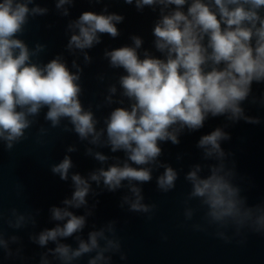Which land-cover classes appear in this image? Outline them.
I'll list each match as a JSON object with an SVG mask.
<instances>
[{"label":"clouds","instance_id":"1","mask_svg":"<svg viewBox=\"0 0 264 264\" xmlns=\"http://www.w3.org/2000/svg\"><path fill=\"white\" fill-rule=\"evenodd\" d=\"M54 2L57 13L69 17L76 0ZM123 3L134 5L138 12L145 8L158 10L152 27V48L160 56L143 48L140 35H131L130 45L105 48L103 58L108 66L122 70V74L108 85L103 105H97V109L119 106L101 121L92 107L85 108L81 101L84 69L78 61L82 56L83 65H90L93 57L89 50L103 43L105 34L112 39L119 37L117 25L125 17L109 12L107 5L99 13L83 11L66 25L69 38L65 50L74 57L71 67L63 53L39 63L33 58L39 57L46 45L36 43L30 48L19 37L30 17L45 16L50 10L36 0H0V144L11 151L26 138V132L44 110V120L51 128L74 133L81 143L86 142L84 154L100 164L86 176L72 171L75 165L69 154L79 150L72 144L63 159L50 166L51 173L61 181H71L72 192L61 206L48 209L54 226L29 235L31 242L46 249L40 253L39 264H74L86 255L88 264H112L117 253L125 260L116 220L99 228L92 225L87 237L82 235L99 203L95 197L104 191L126 190L119 207L127 206V211L145 214L151 220L157 206L144 202L142 185L150 183L153 173L163 169L155 177L156 188L168 193L176 188L180 176L176 168L161 160V145H179L185 131H199L210 117H224L228 123L201 135L196 143L202 162L192 164L184 174V180L191 185L182 201L184 220L194 221L200 214L199 220L191 223L192 230L214 229V236L225 243L236 237L244 243L246 232L264 235V202L248 203L235 182V162L231 166L228 163L233 154L221 146L222 141L231 140L226 127L241 120L253 125L261 123L259 117L247 115L242 105L248 101L264 106V94H253L254 83L264 84V0ZM97 78L103 81L105 77ZM47 131L40 128L42 135ZM100 148L123 153V159L96 150ZM181 159L178 155L177 160ZM89 196L94 198L92 204ZM81 209L83 214H77ZM39 215V209L20 213L12 208L5 217L0 209V253L24 259L21 237L6 236L3 224L15 230L29 226L34 229ZM68 238H74L77 246L63 242ZM12 245L18 247L13 249Z\"/></svg>","mask_w":264,"mask_h":264},{"label":"water","instance_id":"2","mask_svg":"<svg viewBox=\"0 0 264 264\" xmlns=\"http://www.w3.org/2000/svg\"><path fill=\"white\" fill-rule=\"evenodd\" d=\"M36 3L50 11L45 16L30 17L24 33L19 38L25 40L30 48L36 43L46 45L45 51L39 57L33 58L39 63H46L57 54L63 53L71 67L74 57L65 50L69 38L66 25L70 19L77 18L83 11L99 13L107 5L109 12H117L125 17L124 22L117 25L121 31L119 37L112 39L105 34L102 36L103 43L89 50V55L93 57L90 65H83L82 56L78 61L84 69L81 79L84 89L81 101L85 108L91 106L97 118L102 121L112 108L119 105L113 104L99 109L97 105H103L108 85L115 83L122 74V70L111 69L108 66L107 60L103 58L105 48L111 50L130 45L129 37L140 35L144 39L143 48L160 56L152 48L154 39L152 27L158 18V10L153 12L152 9L145 8L143 12H138L134 5L124 4L123 0H102L101 3L94 0H76L74 6L70 8L71 15L62 17L55 9L54 0H36ZM99 75L105 77L103 81L97 78ZM253 94L257 97L264 94V84L254 83ZM242 106L247 115L259 117L261 123L253 125L241 120L226 127L224 130L231 134V140L222 141L221 146L226 152L233 154L229 157L228 163L231 166L232 162H235L237 172L235 182L241 186L242 195L247 197L248 203L254 205L264 202V106L248 101ZM226 123L228 122L224 117H210L199 131L191 133L185 131L179 145L171 143L161 145L164 152L161 160L176 168L180 176L176 188L168 193L160 192L156 188L155 177L163 169L155 171L153 180L142 185L144 202L157 206L151 220L145 214L127 211V206L123 209L119 207L120 197L126 190L116 193L104 191L95 197L99 203L94 215L88 218V227L82 234L84 238L87 237L92 225L99 228L109 220H116V234L121 241V251L126 259L121 260L118 253L114 254L112 264H264V235L246 232L243 237L244 243L238 242L241 237L234 238L231 243H225L214 236V229H209L208 232L192 230L190 225L199 220L200 214H197L194 221L184 220L182 201L191 189V185L184 180V174L192 164L202 162L201 152L196 148V143L201 135L217 127H224ZM41 127L48 129L46 134L40 133ZM72 144H76L79 149L69 154L75 165L72 171L86 176L91 170L100 167L97 161L84 154L86 142L81 143L74 133L50 127L44 120V110L33 127L26 132V138L17 143L11 151L0 144V209L3 210L5 217L12 208L20 213H35L37 209L40 210L38 224L34 229L29 226L15 230L8 228L6 223L3 224L6 236L21 237L24 259L7 258L0 253V264H39L40 253L46 249L31 242L29 235L45 227H53L55 222L50 221L48 209L52 205L61 206V201L71 195V181H61L59 176L51 173L50 166L62 160L67 147ZM96 150L123 159V153L113 154L107 148ZM178 155L182 156L179 161ZM93 188H96L95 184ZM88 199L89 204L94 202L92 196ZM77 214H83V209L77 210ZM228 234L231 236L232 231L229 230ZM63 242L73 247L77 246L74 238H68ZM12 247L15 249L18 245ZM48 247L54 245L49 244ZM88 259L89 256L86 255L74 264H88Z\"/></svg>","mask_w":264,"mask_h":264}]
</instances>
